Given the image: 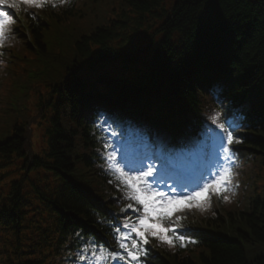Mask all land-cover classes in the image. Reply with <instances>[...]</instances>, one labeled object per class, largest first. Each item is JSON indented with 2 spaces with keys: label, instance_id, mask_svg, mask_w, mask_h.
<instances>
[{
  "label": "trees",
  "instance_id": "obj_1",
  "mask_svg": "<svg viewBox=\"0 0 264 264\" xmlns=\"http://www.w3.org/2000/svg\"><path fill=\"white\" fill-rule=\"evenodd\" d=\"M20 12L30 36L14 18L0 48V264H72L94 245L126 255L115 235L129 201L110 183L98 112L157 128L151 110L172 105L186 126L201 110L222 114L221 103L232 111L239 96L259 105L234 134L250 179L241 199L211 196L197 220L182 218L199 228L184 247L152 237L144 247L147 264H264V0H66Z\"/></svg>",
  "mask_w": 264,
  "mask_h": 264
},
{
  "label": "snow or ice",
  "instance_id": "obj_2",
  "mask_svg": "<svg viewBox=\"0 0 264 264\" xmlns=\"http://www.w3.org/2000/svg\"><path fill=\"white\" fill-rule=\"evenodd\" d=\"M65 2L66 0H0V48L4 46L9 32L13 31L11 26L15 23L9 10L20 11L23 8L28 14V10L32 8L42 9L45 6L55 8ZM219 106L223 109V115L220 113L213 115L211 124L207 125V131L218 141L216 153L218 161H228L234 159L235 150L231 146L241 143L234 135L236 129L245 125L237 123L234 114L225 109L222 103ZM115 123L117 121L107 113L99 114L98 127L101 131L110 132L113 137L117 135L115 128L112 127ZM103 139H105L103 159L106 161L107 170L114 177L110 183L115 182L122 188L124 198L129 201L122 212L131 209L136 215L135 221L125 220L122 228L117 229L119 234L115 235V239L118 248L126 255H113L112 258L115 260L124 264H140L143 260L144 264H147L151 252L144 246L149 244L150 237L169 247H175L177 242L180 247H184L185 238L190 234V230L178 232L182 219L178 213L192 208L204 211L210 206L213 195L224 201L230 199L226 193L231 189L234 172L226 163L218 162L214 165L215 172L210 169L202 173L196 190L185 191L186 184L178 188L176 183L169 184L165 179V173L169 169L181 172L180 154L151 151L143 140L130 151L127 147L121 146L119 140L113 142ZM154 160H159V168L153 163ZM103 257L102 253L95 256V259L99 261ZM78 259L85 261L87 258L78 254ZM72 264H76V258L72 259Z\"/></svg>",
  "mask_w": 264,
  "mask_h": 264
},
{
  "label": "rangeland",
  "instance_id": "obj_3",
  "mask_svg": "<svg viewBox=\"0 0 264 264\" xmlns=\"http://www.w3.org/2000/svg\"><path fill=\"white\" fill-rule=\"evenodd\" d=\"M148 35H149L148 31H146L145 29L142 28V29L138 30L136 32V35H135V38H136V41L138 42V44L145 45L146 42L149 39ZM159 37H160V35H156V36H154V39L157 40V39H159ZM4 80H5L4 79V73H1V75H0V96L5 95L6 86H5V84H4V86H2ZM259 90L260 91H258V92L262 93L261 91H263V89H262L261 86H260ZM1 107H4V104L0 103V108ZM33 132H34L36 137H39V135L41 136V134H42V131H40L39 134H38L37 129H34ZM117 156L119 158V155H117ZM259 184H261V183H259ZM29 215H32V212H30ZM191 215H192L193 218H196V213H192ZM32 223L33 222H28L27 223V228L24 230V234L26 235V237L32 236L33 233L35 232V231H33ZM4 240H5L6 243L10 242V239H9V237L7 235L4 236ZM261 252L264 253V247L262 248Z\"/></svg>",
  "mask_w": 264,
  "mask_h": 264
}]
</instances>
